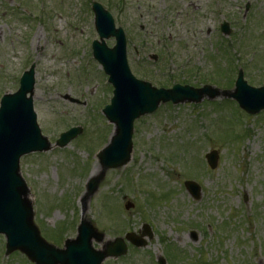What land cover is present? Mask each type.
Returning <instances> with one entry per match:
<instances>
[{
    "label": "rangeland",
    "instance_id": "rangeland-1",
    "mask_svg": "<svg viewBox=\"0 0 264 264\" xmlns=\"http://www.w3.org/2000/svg\"><path fill=\"white\" fill-rule=\"evenodd\" d=\"M91 1L124 30L137 79L156 88L187 82L231 91L241 70L247 85H264V0H0V97L14 93L35 64L42 134L54 143L71 127L83 129L66 148L20 161L41 234L75 238L84 216L104 236L93 242L98 250L147 224L154 238L146 248L129 245L124 257L102 264H157L169 244L181 252L177 264H264V111L250 116L224 98L160 105L136 121L129 163L107 172L82 213L95 154L112 132L100 114L112 90L91 56L98 40ZM224 22L228 36L220 32ZM213 150L212 170L204 156ZM186 181L199 186L198 200ZM126 203L134 207L126 211ZM4 245L0 236V264H31L20 253L4 257Z\"/></svg>",
    "mask_w": 264,
    "mask_h": 264
},
{
    "label": "water",
    "instance_id": "water-1",
    "mask_svg": "<svg viewBox=\"0 0 264 264\" xmlns=\"http://www.w3.org/2000/svg\"><path fill=\"white\" fill-rule=\"evenodd\" d=\"M95 28L101 43L93 42V57L109 76L108 82L114 87L111 105L103 114L108 122L114 125V132L109 144L97 155L100 165L99 173L86 185V193L82 198L83 213L85 205L96 193L107 170L125 166L132 152V131L135 119L153 112L159 102L171 101L179 103H199L204 97L212 100L217 97H228L238 102L240 108L249 114L264 110V86L260 89L248 87L238 75L235 91L226 92L208 86L193 89L188 86H173L171 90H155L150 85L136 81L130 74L126 62V40L121 29H115L109 13L99 4H93ZM227 34V25L223 26ZM114 37L116 45L108 49L104 39ZM33 69L25 73L20 80V89L14 95H6L0 102V234L6 239V255L14 251L23 253L34 264H102L107 258L125 255V240L135 247H145L153 235L146 225L140 235L128 233L107 244L103 250L92 247V241L101 242L103 235L82 218L75 240H67L64 249L59 250L47 244L33 224L32 204L28 199L29 191L19 173V159L32 152L50 150L48 140L41 136L36 125V117L32 109ZM30 94V98L26 95ZM81 133L80 128H73L62 134L55 146L65 147ZM211 169L217 164L215 151L206 155ZM185 187L194 199L199 198L200 189L192 182ZM133 205L127 203L125 209ZM160 264H165L162 259Z\"/></svg>",
    "mask_w": 264,
    "mask_h": 264
},
{
    "label": "trees",
    "instance_id": "trees-1",
    "mask_svg": "<svg viewBox=\"0 0 264 264\" xmlns=\"http://www.w3.org/2000/svg\"><path fill=\"white\" fill-rule=\"evenodd\" d=\"M220 73H221V72H220ZM161 241L165 242L164 238H161ZM166 254H167V257L169 258V260H171L172 257H173V258L175 257V255H174V254L171 255V253H170L169 251H167ZM170 263H171V264H174V261H171Z\"/></svg>",
    "mask_w": 264,
    "mask_h": 264
},
{
    "label": "bare ground",
    "instance_id": "bare-ground-1",
    "mask_svg": "<svg viewBox=\"0 0 264 264\" xmlns=\"http://www.w3.org/2000/svg\"><path fill=\"white\" fill-rule=\"evenodd\" d=\"M98 170H99V167H98V165H96V166L94 167L92 173H91V176H94V175L98 172Z\"/></svg>",
    "mask_w": 264,
    "mask_h": 264
}]
</instances>
